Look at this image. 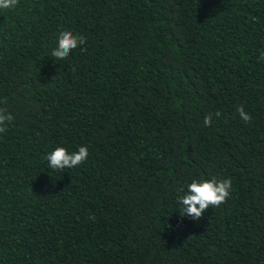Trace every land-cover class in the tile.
<instances>
[{"label": "trees", "instance_id": "16d2710c", "mask_svg": "<svg viewBox=\"0 0 264 264\" xmlns=\"http://www.w3.org/2000/svg\"><path fill=\"white\" fill-rule=\"evenodd\" d=\"M64 29L86 51L57 60ZM261 53L264 0L0 9V264H264ZM58 145L88 159L52 170ZM200 176L232 187L192 220L176 198Z\"/></svg>", "mask_w": 264, "mask_h": 264}, {"label": "clouds", "instance_id": "9594fccd", "mask_svg": "<svg viewBox=\"0 0 264 264\" xmlns=\"http://www.w3.org/2000/svg\"><path fill=\"white\" fill-rule=\"evenodd\" d=\"M18 4V0H0V9L10 10ZM86 37L80 33H74L69 29L59 32L56 38V46L52 49L51 55L57 60H66L77 48L86 51ZM264 58V53H261ZM239 117L244 122L251 121V116L242 106L236 109ZM217 112L216 116L219 117ZM15 117L5 107H0V134L6 133ZM205 126L212 123V115H205L203 118ZM48 167L52 170H63L76 168L88 159L86 146H79L78 150L69 152L63 146H56L45 154ZM232 182L230 179H217L216 176L205 178L200 176L193 178L186 185L178 190L176 203L179 205L180 216H188L192 220H199L209 208H217L225 203L230 195Z\"/></svg>", "mask_w": 264, "mask_h": 264}]
</instances>
